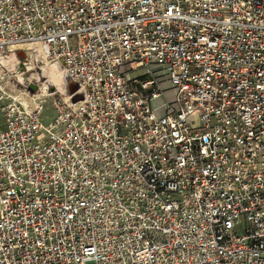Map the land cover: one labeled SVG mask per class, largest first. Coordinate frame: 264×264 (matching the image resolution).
<instances>
[{
    "label": "built area",
    "instance_id": "1",
    "mask_svg": "<svg viewBox=\"0 0 264 264\" xmlns=\"http://www.w3.org/2000/svg\"><path fill=\"white\" fill-rule=\"evenodd\" d=\"M22 45L78 88L0 78V264H264V0H0Z\"/></svg>",
    "mask_w": 264,
    "mask_h": 264
},
{
    "label": "rangeland",
    "instance_id": "2",
    "mask_svg": "<svg viewBox=\"0 0 264 264\" xmlns=\"http://www.w3.org/2000/svg\"><path fill=\"white\" fill-rule=\"evenodd\" d=\"M27 48L15 50L14 53H8L5 59H1L0 78L11 85L26 100L45 104L47 106L45 116L50 117L53 114L50 106L53 99L63 93H70L72 89L67 85L62 89L63 79L60 75L49 72L48 74L42 73L39 67L42 66L43 60L40 58L26 59V55L29 54ZM132 76L143 80L146 78V72L144 69H139ZM49 82H53L55 87L48 86ZM44 120L48 121V119Z\"/></svg>",
    "mask_w": 264,
    "mask_h": 264
},
{
    "label": "bare ground",
    "instance_id": "3",
    "mask_svg": "<svg viewBox=\"0 0 264 264\" xmlns=\"http://www.w3.org/2000/svg\"><path fill=\"white\" fill-rule=\"evenodd\" d=\"M28 45H22V46H15V47H13L12 48V50H20V49H23V48H25V47H27ZM35 49H37L36 51L38 52V53H40V50L37 48V47H35ZM5 59V58H4ZM42 66H40L39 68H40V71L43 73H47L48 74V72L49 73H54V74H58V75H60L61 76V78L63 79V84H62V89L67 85V86H69V83H68V80L67 79H65V76L63 75V73H61V69L59 68V67H57V66H55V65H52V64H49V63H47V61H44L43 60V62H42V64H41ZM62 75H61V74ZM22 83V82H21ZM31 84V83H30ZM29 84V85H30ZM49 85H51V86H54V83L53 82H49V84H48V86ZM55 87V86H54ZM57 89H59L58 87H56ZM67 88V87H66ZM63 91V90H62Z\"/></svg>",
    "mask_w": 264,
    "mask_h": 264
},
{
    "label": "water",
    "instance_id": "4",
    "mask_svg": "<svg viewBox=\"0 0 264 264\" xmlns=\"http://www.w3.org/2000/svg\"><path fill=\"white\" fill-rule=\"evenodd\" d=\"M68 83H69V86H70V88L72 89V91L69 93V94H71V93H73L74 91H76L77 90V88H78V86H77V84H75V83H72V82H69L68 81ZM82 97L81 96H79V98L78 99H81Z\"/></svg>",
    "mask_w": 264,
    "mask_h": 264
}]
</instances>
